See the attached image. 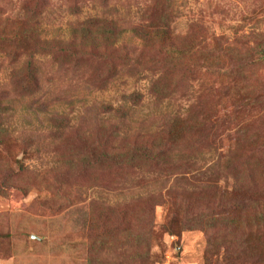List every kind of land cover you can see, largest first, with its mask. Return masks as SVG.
I'll use <instances>...</instances> for the list:
<instances>
[{"label":"rangeland","instance_id":"rangeland-1","mask_svg":"<svg viewBox=\"0 0 264 264\" xmlns=\"http://www.w3.org/2000/svg\"><path fill=\"white\" fill-rule=\"evenodd\" d=\"M154 2L0 0V28L10 30L19 20L31 17L39 20L41 37L59 39L77 21L92 16L126 27L150 22L154 15L148 11L152 12ZM174 3L177 10L171 27L187 41L194 37L191 24L202 23L205 49L187 54L185 64L176 67H132L131 60L104 88L95 86L99 84L95 77L102 72L108 79L110 69L104 71L105 66L90 60L71 67L58 52L41 47L34 54L38 83L31 90L21 89L20 80L12 74L16 62L11 63L6 50L0 49V100L10 105L6 125L19 138L16 147L0 148V264H122L130 258V244L115 247L111 240L100 251L91 246L89 236L96 235L89 228L91 208L98 203L129 212L153 206L155 234L147 253L143 246L139 248V254L149 257V264H222V249L218 253L212 249L206 258L208 240L203 230H168L169 203L150 202V196L165 194L171 187L193 189L196 184L189 182H200L194 178L199 169L189 168L184 174L187 179L182 173L128 169L107 161L105 169L91 167L89 171L82 161L63 162L56 151L71 134L83 132L92 137L108 129L113 130L112 144L125 149L134 136L156 133L175 121L173 129L186 139L204 134L206 122V134L220 137L222 152L233 147L236 135L244 132L255 138V146L264 148V58L258 52L264 49V0ZM146 53L155 54L149 49ZM160 76L164 78L161 90L169 97L158 104L151 89ZM62 114L70 122L64 136L57 137L58 123H64L58 118ZM27 138L32 139L30 152L23 147ZM217 155L199 154L197 166L207 169ZM16 160L25 166L23 172ZM254 173L264 185V166L255 167ZM219 177L213 180L221 190L232 187L231 179ZM135 264L147 263L143 258Z\"/></svg>","mask_w":264,"mask_h":264},{"label":"trees","instance_id":"trees-1","mask_svg":"<svg viewBox=\"0 0 264 264\" xmlns=\"http://www.w3.org/2000/svg\"><path fill=\"white\" fill-rule=\"evenodd\" d=\"M154 1L152 12L148 11L150 15H154L150 22L126 27L116 20L92 16L77 21L70 32L61 35L59 39L41 37L39 20L31 17L19 20L10 30L0 28V49L6 50L4 52L9 55L11 63L16 62L12 74L18 77L21 89L25 90H31L38 83V66L34 54L41 47L53 54L58 52L63 63H69L71 67H77L80 61L90 60L105 66L104 71L110 69L108 79L100 75L102 72L95 77V81L99 83L95 86L98 88L106 87L122 66L131 64V60H134L132 67L139 68L161 67L160 64L176 67L185 64L183 59L187 54L199 53L205 49V32L202 31L205 27L199 22L192 23L191 28L194 30L190 34L194 37L186 41L171 27L177 10L174 0ZM146 49L153 50L155 54L149 55ZM250 50L252 49H247ZM263 50L258 49L259 58L262 59ZM22 55L25 57L20 60ZM86 80L91 86L90 78L87 77ZM163 80V76L158 77L151 89L158 104L169 97L161 90ZM132 95L140 99L137 93ZM10 108V105L0 100V148L16 147L19 142V138L13 136L6 125ZM58 118L64 123H58L57 137H63L70 119L65 114ZM203 118L206 120L204 116ZM178 119L187 120L186 117ZM177 122L165 125L153 134L134 136L132 144L125 149L112 144L109 139L113 130L108 129L103 130L105 134L111 130L108 136L104 133L97 135L98 137H91L83 132L71 134L62 143L64 147L58 146L56 151L62 154L60 160L63 162L73 165L82 161V165L88 166L89 171L91 167L105 169L103 162L107 161L128 169L147 167L167 173H182L183 179H187L184 174L188 173L189 168L199 169L200 172L194 178L200 182H189L196 184L193 189L175 186L165 194L159 192L150 196V202L157 199L158 202L169 203L168 230L177 227L203 230L208 240L207 259L212 249L217 253L222 249V264H264V185L254 173L255 167H260V164L264 166V148L260 150L259 145L255 146V138L244 132L236 135L233 147L222 152L218 147L220 137L206 134V122L204 134H193L188 139L181 135L180 130L173 129ZM200 132L203 133L202 129ZM106 137L109 138L104 140ZM31 143V138L23 141L27 152H30L28 148ZM201 153L218 155L207 169H201L197 166L198 155ZM247 154L248 158L245 160ZM16 162L18 170L23 172L26 168L22 161ZM216 165H220V168ZM222 175L225 181H233L231 188L221 190L213 180V177L218 179ZM208 182L211 185H206ZM163 195L169 196V199H165ZM95 206L96 208H91L90 215L89 228L96 231V235L89 236L91 246L100 251L107 249L111 240L115 241V247L130 244V258L122 264H135L143 258L149 264V257L139 254V248L143 246L147 253L154 237L153 206L146 210L138 207L130 212L123 207L103 206L99 203Z\"/></svg>","mask_w":264,"mask_h":264}]
</instances>
